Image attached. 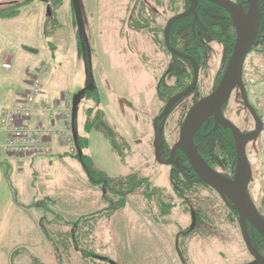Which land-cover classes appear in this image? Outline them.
Segmentation results:
<instances>
[{
	"label": "rangeland",
	"instance_id": "374dc122",
	"mask_svg": "<svg viewBox=\"0 0 264 264\" xmlns=\"http://www.w3.org/2000/svg\"><path fill=\"white\" fill-rule=\"evenodd\" d=\"M123 2L81 0L83 24L88 30L87 40L92 52L91 69L79 52L71 0H63L50 18V22L55 20L58 24L54 32L44 31L48 7L40 0L13 19L1 21L0 55H6L4 61L14 59V68L0 75V108L8 105L12 87L18 82L16 78H30L29 74L40 62L48 66L44 85H41L43 95L45 88L54 96H60L64 91L72 104L76 93L87 85L89 72L99 100L82 97L80 103L102 109L117 136L110 142L94 129L84 131L82 112H79L76 127L77 132L87 139L86 154L92 156L97 166L110 176L125 175L137 169L153 184L172 192L171 168L157 164L155 160L156 131L153 124L166 102L159 93V89L166 85L159 83L168 84L170 81L169 78L166 82L162 80L163 76L170 75L165 72L169 55L153 50L158 45L144 33L125 28L118 17H124ZM209 46L211 51L206 67L201 69L205 77L202 83L199 81V91L209 88L222 69L223 47L215 41ZM255 49L247 55L243 81L248 102L257 110L263 128L255 139L249 141L246 149L252 173L247 185L252 203L264 218V208L260 204L264 192V46ZM145 51L147 58L142 57ZM16 71L17 76H13ZM193 96L192 93L183 96L167 115L169 119L163 124V142L168 146L177 142L182 116L190 107L188 104ZM36 101L41 103L43 100L37 97ZM248 113L240 94H233L225 108L226 117L237 126L250 129L254 120ZM159 120L157 127L162 122ZM1 142L0 139V145ZM52 156L33 157L25 164L12 160L10 156L0 159V264H58L50 242L43 238L39 229L40 220L48 218L69 229L71 223L82 216L110 209L107 208L110 202L100 203L95 199L98 192L101 196V191L87 182L79 158L68 149L62 157ZM1 157L4 154L0 147ZM90 187L96 191L89 192ZM137 191L119 199L109 214L96 218L94 246L97 253L108 259L96 257L95 260L102 264H182L176 252V237L179 231L191 225L190 214L183 211L182 200L174 199L176 205L172 214L165 224H160L143 210V201H139L142 195L136 196ZM45 197H52L54 201L48 203ZM185 198L191 199L193 205V196L186 194ZM39 199L41 203H38ZM235 223L232 220L224 224L220 234L187 240L190 241L191 262L244 264L251 261ZM69 258L63 264H88L77 253L72 252Z\"/></svg>",
	"mask_w": 264,
	"mask_h": 264
},
{
	"label": "trees",
	"instance_id": "16d2710c",
	"mask_svg": "<svg viewBox=\"0 0 264 264\" xmlns=\"http://www.w3.org/2000/svg\"><path fill=\"white\" fill-rule=\"evenodd\" d=\"M40 1L45 2L46 6L52 11L50 16H45L46 21L44 23V31L54 32L56 26L58 27V24L55 20L50 22V18L56 14L60 5L63 4V0ZM123 1L124 2L121 3V5L124 9V17L121 18V16H118L121 23L125 24V28L128 30L131 29L135 32L144 33L148 38H152L153 42L155 41L158 45L154 47L153 50H157V52L163 51L165 54L169 55V58L167 59L168 65L165 71L166 74L169 73L177 78L179 77L175 82L176 86L167 85L164 86L163 89L162 87L160 88L159 93L164 97V100L167 101L173 91H178L180 88L186 86L191 78L192 65L189 60L178 55L176 56L166 47L163 38L165 23L168 17L187 10L190 2H188V0ZM231 1L236 4H241L243 10L246 11L248 7V4L246 3L247 0ZM36 2L37 0H0V22L4 19H13L21 14L26 7H29ZM70 5L75 19L72 0ZM79 5L81 7V0H79ZM259 11L260 23L256 33L257 37L253 44L256 48H258V46H264V0H259ZM195 13L196 16L191 14L185 18L177 19L172 24V28L168 34L169 44L173 49L178 50L187 56H191L197 61L200 67L205 68L208 62V54L211 51L209 44L211 41H215L223 47V69L229 60L228 57L233 50L236 37L235 25L231 21L230 13L222 6L220 7L205 0H198ZM81 14L83 18L82 7ZM76 30L79 52L82 54L85 63L87 64L85 43L81 38L79 30ZM84 30H86L85 25ZM87 33L88 30H86V35ZM90 53L92 56L91 50ZM147 56V52H143L142 57L147 58ZM158 62L160 63V61ZM87 66H89V64H87ZM90 77L91 76L88 72L87 85L90 81ZM87 85L83 88L84 94L79 97L80 100L76 106L75 118L72 122L76 134V150L72 155L81 160L86 171V180L88 183L100 189V203L110 202L111 204L107 206V208H110L109 210L97 211L73 221L69 229L64 228L62 224L58 222L56 223L48 218L40 220L39 229H41L43 238L50 242L58 264H63V261L66 262L69 260L72 252L77 253L81 260L88 264H102V262L95 260L96 257L101 260L108 259L97 253V250L95 249L96 247L94 246V225L96 218L100 216L103 217L104 214L112 212L113 207L118 203L119 199L125 198L128 195H133V192L137 190L139 191H137L136 196L142 195L139 197V201L141 199L143 201V210L156 223L165 224L167 222V217L172 214L176 205L174 199L182 200L181 205H183V211L189 212L190 219V210L194 212V226H186L177 233L176 237L177 253L178 257H180L181 263L193 264L188 253L189 242L192 239L196 240L197 237H201V235L208 238L209 236H214L218 232V234H220L219 230L222 229V226L226 223H231L232 220L236 222L235 224L238 228L239 220H237L236 210L232 209L228 203L221 198L219 193L209 185L205 184L199 176L196 175L190 164L187 163L183 153L179 154V165L171 167L169 174L171 186L173 188L172 192H167L163 187L153 184L149 178L144 177L141 171L137 169L128 172L125 175L110 176L102 168H99L94 162L92 156L87 155L84 151L87 139L84 134H79L77 132L76 121L78 113L82 112L84 131L94 129L98 133L103 134L110 142H112L117 134L112 128H110L102 109H93L89 106L85 107L84 105H81L80 102L82 97L91 98L93 101L99 100L96 95L95 87L87 88ZM41 95H43V89L40 96H38V99L40 101H49L44 99V95L42 97ZM208 129L209 127L204 131ZM227 147V144H225L224 148L227 149ZM79 151L81 152L79 153ZM224 166L226 168L225 171L229 172V175L231 174L230 176H232L235 162L224 163ZM186 194L194 197L193 205L191 199L185 198ZM261 196L260 204L264 208V192ZM134 199L135 198L133 197L131 200L133 201ZM233 218H236V221ZM249 229V233L252 236L251 242H253V245L256 247L259 254L264 258V240L262 236L256 230L253 232L250 226ZM187 240L190 241L188 242ZM246 251L249 254L247 248ZM250 257L251 261L245 262L244 264H258L254 261L251 254ZM110 262L113 263L112 260H110Z\"/></svg>",
	"mask_w": 264,
	"mask_h": 264
},
{
	"label": "water",
	"instance_id": "95a60500",
	"mask_svg": "<svg viewBox=\"0 0 264 264\" xmlns=\"http://www.w3.org/2000/svg\"><path fill=\"white\" fill-rule=\"evenodd\" d=\"M212 2L218 6H222L230 13L231 21L235 25V42L233 50L230 54V60L226 67L223 77L219 81V85L214 89L213 92L202 97V99L191 104V107L183 117V121L179 128V137L177 142L171 148V155L169 159L163 161L161 159L160 149L164 145L163 142V124L166 121L168 113L172 110V106L179 100V98L190 94L197 85L198 80V63L191 56L173 49L169 44L168 34L172 28V24L180 18H185L188 15L193 14L196 16L195 10L198 5V0H188L190 2L187 10L176 13L175 16L170 17L166 24L163 33V38L166 47L176 56L185 58L191 62L193 79L190 86L179 91L178 94L171 97L168 102L163 106L162 112L157 115L154 119V131H156L154 138V154L157 163L170 164L173 156V151L179 149L184 152L188 163L195 171L196 175L207 185L212 187L220 196L228 203V205L235 209L238 213L239 220V231H241L242 240L246 245V248L258 264H264V258L259 254L256 247L251 242L250 233L248 231V225L259 232L264 240V218L259 213L258 209L255 208L252 203L251 197L248 195V182L252 177L250 165L247 162L245 154V144L250 140L255 139L263 128L262 119L257 115L254 107L248 102L247 92L245 91L244 83L242 81L243 65L246 60V56L252 45L254 44L257 37V29L259 26L260 11H259V0H247L248 7L246 11L243 10L241 4H236L231 0H205ZM74 7V15L76 19L77 29L81 34V38L85 43V53L87 54V61L89 69H91V53L89 50V41L87 40L86 30H84L83 18L81 14V7L79 0H72ZM245 13V14H244ZM47 15H50V8H48ZM94 81L92 77L87 85V88H92ZM238 86L241 92V99L247 111L252 115L254 120V129L250 132L242 133L239 128L225 116L222 115L221 108L230 96L231 90ZM84 94V91H79L73 98L72 104V121L75 118L76 106L79 97ZM208 116H213L217 122L229 127L233 132L235 139V150H236V166L234 169L233 178H228L218 171H215L208 163H206L194 144L193 135L197 130V127L202 124L203 120ZM162 119L161 125L157 127V121ZM72 134L74 141L76 140V134L73 126ZM81 151H79L80 153ZM194 212L191 211V227L194 226Z\"/></svg>",
	"mask_w": 264,
	"mask_h": 264
},
{
	"label": "built area",
	"instance_id": "2783aa9c",
	"mask_svg": "<svg viewBox=\"0 0 264 264\" xmlns=\"http://www.w3.org/2000/svg\"><path fill=\"white\" fill-rule=\"evenodd\" d=\"M4 70L11 69L10 61L1 63ZM48 70L45 63H39L30 74L28 91L17 97L14 104L0 110V132L3 135L4 154L15 159L48 156L52 153L55 139L71 153L75 152L71 130V111L67 105L66 94L51 103H37L42 89V76ZM58 121L64 123L59 128Z\"/></svg>",
	"mask_w": 264,
	"mask_h": 264
},
{
	"label": "flooded vegetation",
	"instance_id": "af4514ba",
	"mask_svg": "<svg viewBox=\"0 0 264 264\" xmlns=\"http://www.w3.org/2000/svg\"><path fill=\"white\" fill-rule=\"evenodd\" d=\"M254 50L256 51L255 47L252 45V48L250 49V51L248 52V54L250 52H254ZM229 57H230V55H229ZM229 60H230V58H229ZM229 60H228V62H229ZM228 62L226 63V65L224 66V68L223 69H220V71L216 74L217 77H215V79L213 80V84H211L210 87L207 88L205 91H203V90L202 91H199L198 85H199L200 82L202 83V79L205 77V75L203 76L204 72L201 70L202 67H200V66L198 67L199 74H198V80L196 82L197 85L194 88V90L192 92H190V94L192 93V94H194V96L191 98V101H189L190 103L189 104L187 103L190 107H191V104L192 103H194V102L202 99V97H204V96H206L209 93H211V92L214 91V89L219 85V83H220L219 81L221 80V78L224 75V72L226 71L225 69H226V67L228 65ZM244 64H245V62H244ZM242 69L244 71V65H243V68ZM191 71H192V68H191ZM220 73H221V75L219 76ZM163 77L164 78L162 80L165 79L164 80L165 82H166V80L168 78L170 79V81H168V84H166V83H159V84H164L166 86L167 85L176 86L175 82L179 78V77L178 78L175 77L173 74L167 75V77H165V76H163ZM159 79H158V82H160ZM192 79H193V71L191 72V78L187 82L186 86L180 88L178 91L177 90L176 91H173V93L171 94V96L169 98L175 96L176 94L179 93V91H181V90L187 88L188 86H190ZM171 80H172V82H171ZM242 81H243V73H242ZM158 82H157V85H159ZM243 83H244V87H246L244 81H243ZM245 91L248 94V91H247L246 88H245ZM237 92L240 94V99H241V92L239 91V88L236 85L231 90L230 96L228 97V99L226 100V102L223 104V106L221 108L222 115L225 116V118H227L226 115H225V108L227 107L228 102L230 101L232 95L233 94H236ZM169 98H168V100H169ZM182 99H183V97H181L176 102V104H174V106H173V108H172L171 111H173L176 108V105ZM167 101L164 102V104L167 103ZM241 101H242V99H241ZM188 109H186V111L184 112V115L182 116V120L180 122V125H181V123H182V121L184 119L183 117L185 116V114L188 111ZM171 111L169 112L168 116L170 115ZM168 116L166 117V121L169 119ZM180 125H179V128H180ZM219 125H221L223 128L221 126H219ZM234 125H235V127L239 128L242 133L250 132V130L254 129V127H255L254 124H253V127L250 128V129H247L245 127L237 126L236 124H234ZM208 127H209V129L206 130V131H204ZM193 140H194V144L196 146L197 151L199 152L200 156L202 157V159L206 163H208L215 171L220 172L221 174L225 175L228 178L229 177L232 178L230 176L231 174L229 175V172H226L225 171L226 168L224 166V163L235 162V160H236L235 139L233 137V132H232V130L229 127L226 128L225 126H223L222 124H220L219 122H217V120L213 116H208L206 119L203 120L202 124L197 127V130H196V132L193 135ZM249 143L250 142H247L245 144V149H244L245 150V154L247 153V150L246 149H247V146L249 145ZM225 144H227V146H228L227 149L224 148V145ZM171 148H172L171 146H168L167 145V142H164V145L160 149L161 159L163 161H166L167 159H169V157L171 155ZM172 153H173V156L171 158L172 162L170 164H168V165L167 164H163V163H157V164L166 165V166H169L170 168L179 165L178 164V162L180 160L179 154H182L183 153V155L185 156L184 152H182L179 149H175ZM246 158H247V156H246ZM187 163H188V161H187ZM235 164H236V162H235ZM234 168H235V166H234ZM233 172H234V169H233ZM233 172H232V174H233ZM248 187H249V185H248ZM247 191H248V188H247ZM248 195L250 196L249 191H248ZM251 199H252V197H251ZM237 219H238V213H237ZM249 230L250 229H249V225H248V231ZM252 231L254 232L253 229H252ZM250 237L252 239V236L251 235H250Z\"/></svg>",
	"mask_w": 264,
	"mask_h": 264
},
{
	"label": "crops",
	"instance_id": "0c3cea01",
	"mask_svg": "<svg viewBox=\"0 0 264 264\" xmlns=\"http://www.w3.org/2000/svg\"><path fill=\"white\" fill-rule=\"evenodd\" d=\"M5 57H6V55L4 54V55H0V64L4 61V59H5ZM10 61H11V63H12V69L14 68L13 67V63H14V59L12 60V59H10ZM11 69V70H12ZM10 70H3L1 67H0V75H2V73H8ZM13 76H17V71L14 73V75ZM42 84H44V81H45V78H44V75L42 76ZM16 80L18 81L17 82V84L16 85H13V87H12V90H13V93H12V95L10 96V98H9V101H8V105L7 106H11V105H13L14 104V101L16 100V98L18 97V96H20V95H23V94H25V92L28 90V88H29V85H30V78H28L27 76H26V79H24V78H19V80L16 78ZM44 92H45V94H44V98L46 99V100H49V101H52L53 99H57V98H59V97H61L62 96V93L64 92H62L61 94H60V96H54V95H52L49 91H47L46 89H44ZM6 106V107H7ZM2 108H5V107H1L0 108V110L2 109ZM57 125H58V127L59 128H63L64 127V123H62V122H57ZM3 135H2V133L0 132V139H1V141L3 140ZM1 144H2V142H1ZM0 147H1V149H2V145H0ZM53 150H52V155L50 154V156H52V157H55V155L57 154L58 156H60V157H62V155H63V152H66L67 151V147H64L63 145H62V143L60 142V139L58 138V139H56V140H54V143H53ZM4 152V151H3ZM6 156H5V154H4V157H1L0 159H3V158H5ZM35 157H45V155H43V156H35ZM34 157V158H35ZM33 158V157H32ZM32 158H20V160H18V159H12V160H15V161H18L19 163H20V161L21 162H23V164H25L26 163V161H30V159H32ZM44 159V158H43ZM43 159H40V160H43ZM5 160V159H4ZM0 162H1V160H0ZM53 162L51 161V164H52ZM60 179H63L64 177H59ZM88 182V181H87ZM88 191L89 192H93V191H96L94 188H92V187H90V188H88ZM45 194H48V193H45ZM100 195H101V192H100ZM94 196H95V194H94ZM45 198H47V199H45ZM44 199L45 200H47V202L48 203H51L52 201H54L53 200V198L52 197H45ZM95 199H97V202H99L100 201V196H99V192H98V196H95ZM38 201V203H41L40 202V199L39 200H37ZM174 244H175V241H174ZM175 246V245H174ZM175 249H176V246H175ZM176 252H177V249H176ZM177 255H178V253H177ZM179 262L181 263V260H180V257H179Z\"/></svg>",
	"mask_w": 264,
	"mask_h": 264
}]
</instances>
